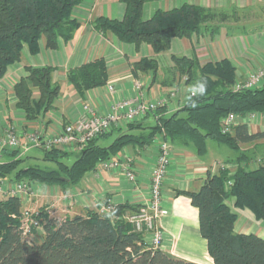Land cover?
I'll use <instances>...</instances> for the list:
<instances>
[{
    "label": "trees",
    "instance_id": "trees-1",
    "mask_svg": "<svg viewBox=\"0 0 264 264\" xmlns=\"http://www.w3.org/2000/svg\"><path fill=\"white\" fill-rule=\"evenodd\" d=\"M83 0H0V80L8 68L20 62L27 48L32 56L41 52V41L47 49L56 50L60 41L69 42L81 27L73 17V10ZM126 6L122 20L100 17L95 28L104 36L114 35L121 42L139 47L146 43L155 54L170 50L174 38H192L195 34L220 33L225 21L233 15L225 11L205 9L186 4L170 11H157L150 19L143 17L144 5L159 0H120ZM173 66L167 70L162 84L179 83L187 78L190 87L200 76L208 79L205 96L195 107L185 104L154 124L130 123V130L122 133L109 146L90 142L81 157L72 165L62 160L69 153L53 149L44 151V161L58 164L57 169L22 166L25 156L19 150H5L11 159L0 162V177L16 182H37L59 186L63 193L77 186L84 178L98 170L101 163L118 156L131 145H151L158 135L173 144L193 147L199 156L208 151V142L214 141L239 152L235 159L224 164H237L230 169L209 172L198 191L178 192L190 199L199 212L200 233L207 242L208 253L214 264H264V238L256 234L236 231V210L250 211L256 220L264 221V164L250 168L251 156L241 151L246 145L264 139V133L250 134L246 118L264 116V85L259 88L235 91L236 68L228 59L201 64L196 57L172 56ZM135 68L158 73L156 59H141ZM28 76L14 87L17 107L26 120L35 122L55 109L60 88L53 83L55 68L27 67ZM108 68L104 59H96L68 73V81L82 98L89 90L108 82ZM38 94V96H36ZM235 114L240 122L231 134H223L221 122ZM238 121V120H237ZM139 129L140 134L132 133ZM145 131V132H144ZM1 156V155H0ZM24 201L19 197L0 199V264H198L178 258L146 241L145 234L137 232L124 219H116L138 208L119 205L113 216L102 217L97 210H87L65 219L50 216L40 209L43 240L26 241L20 230ZM37 231V230H35Z\"/></svg>",
    "mask_w": 264,
    "mask_h": 264
},
{
    "label": "crops",
    "instance_id": "crops-1",
    "mask_svg": "<svg viewBox=\"0 0 264 264\" xmlns=\"http://www.w3.org/2000/svg\"><path fill=\"white\" fill-rule=\"evenodd\" d=\"M186 4L225 11L235 16L228 20L231 23L223 24L220 33L211 35L205 32L195 34L188 39L174 38L170 50L157 55L152 46L146 43L139 47L126 44L114 35L104 36L95 28V21L100 17L113 20L124 18L126 6L120 0H83L73 10V17L80 22L81 27L71 41L67 43L60 41L58 49L50 50L46 48L45 40L42 39L41 52L37 56H32L25 48L21 61L11 65L0 80V134L14 127L24 145L26 133L30 131L44 128L48 133H59L66 125L77 122L85 114L86 107L91 108L98 115H106L112 112L116 104L134 99L140 92L145 100L152 101L177 91L176 98L170 102L166 112L168 115L172 114L186 104L185 97L189 89L182 82L183 79L170 86L162 84L167 77V70L174 65L172 56L196 57L201 64L228 59L236 68L238 80H246L250 74L264 66V29L257 25L251 33V31L243 32L239 27L243 23L251 24L264 19V0H159L144 5L143 17L148 20L157 11H170ZM227 25L233 29L226 31ZM144 58L157 60L159 70L156 76L153 71L135 68V64ZM96 59L105 60L109 75L108 82L104 86L89 90L85 98H82L68 81V73ZM45 66L55 68L53 83L59 86L60 95L55 109L44 114L39 120L29 122L25 113L17 107L14 87L20 79L28 76L27 67ZM137 82L143 85L140 91L136 88ZM250 120H255V123L249 124ZM137 122H144V126L155 123L152 115ZM247 123L250 134L264 133V116L259 118L255 115V119L250 117ZM129 124L123 123L114 127L97 143L103 147L109 146L122 133L130 130ZM142 132L139 129L132 131L134 134ZM114 134L118 136L110 142L109 137ZM163 142L170 146L172 156L163 185L164 214L157 222L164 231V241L160 249L187 261L214 264L208 253L207 242L200 233L199 212L192 206L189 198L178 195V192L198 191L204 185L209 172L215 174L218 170H213L208 165V161L199 156L193 147L170 143L162 135H158L151 145L128 146L118 156L110 159L131 156L135 161L136 183L129 182L124 174L117 171L103 172L101 175H98L97 171L92 172L79 184L80 188L75 191L69 189L67 194L63 193L61 188L32 182L36 195L24 201L23 210L45 209L53 212L56 207L61 208V213L63 211L77 215L87 210L98 211L105 200L109 199L119 205H130L139 209L149 200L151 173ZM263 142L264 139L241 145V151L251 156L247 164L250 168L257 167L255 162L264 157ZM214 143L216 142H208V151L214 147ZM63 149L69 151V148ZM19 152L20 156L24 157L23 147ZM6 156L9 155L5 151L1 152L0 158ZM101 165L102 163L99 167ZM229 165L234 173L238 165L236 163ZM235 212L238 218H249L259 225L257 229L255 225V229H246L243 226L239 227L241 223L239 222L236 225L238 233L256 234L264 238V221L256 220L248 210H235ZM65 213L64 218L67 217ZM130 214L132 213L126 212L122 216ZM41 235L42 241L43 234Z\"/></svg>",
    "mask_w": 264,
    "mask_h": 264
},
{
    "label": "built area",
    "instance_id": "built-area-1",
    "mask_svg": "<svg viewBox=\"0 0 264 264\" xmlns=\"http://www.w3.org/2000/svg\"><path fill=\"white\" fill-rule=\"evenodd\" d=\"M187 78L182 82L185 84ZM264 85V66L256 72L250 74L246 80H237L234 90L242 91L262 87ZM142 83L137 82L136 88L142 90ZM177 91L167 93L163 97L147 101L140 94L130 100H126L116 104L109 114L98 115L91 108L86 107L85 114L75 123L66 125L59 133H48L44 128H37L26 133L25 144H22L19 133L14 127H10L0 134V152L7 149L19 150L24 148V153L32 148L51 151L53 149L71 148L82 151L90 142L98 137L107 135L114 127L121 124L137 122L140 119L147 118L152 115L155 120L161 118L159 111L168 107L170 102L176 98ZM252 118L255 115H251ZM238 117L235 114H229L221 122V130L223 134H231L237 123ZM170 146L163 142L159 147L158 159L151 173L150 197L148 202L141 206L137 212L127 216L117 217L114 215L119 204L109 199L103 204L98 213L102 217L113 216L116 219H124L131 224L137 232L145 234L148 244L154 248H160L164 241V231L157 224L158 220L163 216V185L171 164ZM257 165L264 164V157L255 162ZM135 161L131 156L117 157L102 163L98 168V175L103 172L117 171L126 176L127 180L132 183L137 182V175L134 169ZM231 165L221 164L215 166V170L230 169ZM233 173V172H231ZM0 177V196L2 199L10 197H19L26 201L36 195L32 183L17 182L8 183ZM51 216L53 212L46 210ZM39 210H23L21 218V232L23 238L35 243L34 231L41 228Z\"/></svg>",
    "mask_w": 264,
    "mask_h": 264
},
{
    "label": "rangeland",
    "instance_id": "rangeland-1",
    "mask_svg": "<svg viewBox=\"0 0 264 264\" xmlns=\"http://www.w3.org/2000/svg\"><path fill=\"white\" fill-rule=\"evenodd\" d=\"M241 18H244V17H241ZM233 19L234 18H232V20ZM226 22L228 23L230 21L227 20L224 23H226ZM257 25H259V28H263L264 29V19L261 20V21L254 22V23L251 22V24H244L243 23V24L239 25V27H240L241 31L243 30V32L244 31H251V33H252V30L255 29ZM230 29H233V28H230V26H228V25L225 26V30L226 31L230 30ZM256 115L259 118H261V116H262L260 114H256ZM254 119H255V117H254ZM245 120H246L245 122H248V118H246ZM239 122H240V120L238 121V123ZM252 122L255 123V120H250L249 124H252ZM117 136H118V134H114L113 136L109 137V141L112 142ZM20 138H21V136H20ZM213 146L214 147H212L211 150L207 151V154L203 156V158L208 161L207 162L208 165L211 166L213 170H214L215 166H218V165L220 166L221 164H224L228 159H232V158H235V157L239 156V152L234 151V150L230 149L229 147H227L225 145L214 143ZM262 148L264 149V144L262 145ZM60 150H64V149L60 148ZM68 150H69L68 151L69 155H68V157L64 158L62 160V162H64L67 165H72L77 159H79L81 157L82 153H81V151H79L77 149H68ZM24 154H25L24 155L25 156V162L22 165L24 167L30 165V166H39L42 169H57L58 168V164L56 162L44 161V159H43L44 158V151L41 150V149L33 148V149H31L30 151H28V152H26ZM0 155H1V152H0ZM9 159H11V157L10 156H6V157H3V158H0V162L1 163L7 162ZM6 182H7V184L8 183H17L16 181H10L9 179ZM26 182H28V181H26ZM32 185H34V184H32ZM53 187L57 188V189L60 188L59 186H53ZM78 187L80 188L79 184L77 186L70 187V190L71 191H75V190H77ZM33 197H35V196H33ZM0 199H2L1 196H0ZM106 202H107V200H105V202L103 204H105ZM60 209L61 208L57 209L55 207L54 210H53L54 214L52 213L53 214L52 217L58 218L60 220H63V219H65L64 218V213L65 212L62 211V213H61ZM68 210H71V209H68ZM235 210L236 209H234V211ZM65 214L67 216L74 215V214H67V213H65ZM239 222H241V223L239 224ZM237 223L239 224V227L243 226V228H246V229H255V227L257 229L259 227L258 224L253 223L251 220H249V218H238ZM254 225H255V227H254ZM34 233H35L34 238L36 239V243L40 242L41 241V237H42L41 234H43L42 229H40L39 231H34ZM39 235H41V236H39Z\"/></svg>",
    "mask_w": 264,
    "mask_h": 264
},
{
    "label": "clouds",
    "instance_id": "clouds-1",
    "mask_svg": "<svg viewBox=\"0 0 264 264\" xmlns=\"http://www.w3.org/2000/svg\"><path fill=\"white\" fill-rule=\"evenodd\" d=\"M208 89V79L205 76H200L194 84L188 89V94L185 97L186 104L195 107L199 98L206 95Z\"/></svg>",
    "mask_w": 264,
    "mask_h": 264
}]
</instances>
